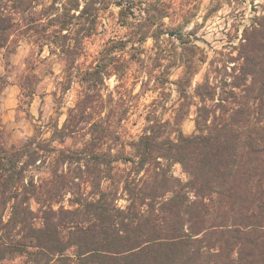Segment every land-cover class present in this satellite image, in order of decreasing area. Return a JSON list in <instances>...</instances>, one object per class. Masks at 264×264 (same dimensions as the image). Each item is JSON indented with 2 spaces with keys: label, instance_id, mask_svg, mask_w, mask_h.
<instances>
[{
  "label": "trees",
  "instance_id": "trees-1",
  "mask_svg": "<svg viewBox=\"0 0 264 264\" xmlns=\"http://www.w3.org/2000/svg\"><path fill=\"white\" fill-rule=\"evenodd\" d=\"M181 4L0 0L1 55L22 40L31 45L23 95L34 94L38 63L63 62L55 115L21 144H5L0 120V262L264 264V15L242 29L235 54L208 61L189 92L206 58L176 35L190 18ZM113 7L127 32L109 38L84 66L86 40ZM148 39V55L143 49L125 57L129 43L137 49ZM132 61L143 68L141 87L174 84L178 101L169 118L152 110L143 132L125 138L130 106L106 82L112 75L122 82ZM175 67L178 77L170 79ZM7 84L0 73V93ZM74 84L73 105L60 111ZM191 112L194 129L184 133ZM37 168L45 174H33Z\"/></svg>",
  "mask_w": 264,
  "mask_h": 264
},
{
  "label": "rangeland",
  "instance_id": "rangeland-1",
  "mask_svg": "<svg viewBox=\"0 0 264 264\" xmlns=\"http://www.w3.org/2000/svg\"><path fill=\"white\" fill-rule=\"evenodd\" d=\"M181 5L188 8L190 18L181 31L177 30L176 35L198 45L201 49L198 55L206 58V62L200 63L199 73L193 78L192 86L189 88L191 92L195 83L202 78L206 68L209 67L210 59L225 58L228 54L236 53L233 47L238 44L242 29L249 25L255 15H264V0H182ZM116 11L115 7L108 11L103 17L104 28L86 40V56L81 58L84 66L95 63L100 50L109 38L120 39L126 34L127 29L116 21ZM175 44L179 51L181 49L179 38L176 39ZM131 45V43L127 45L126 58L143 49L148 55L152 40L148 39L142 45L135 44L134 47L137 49H131ZM30 52L31 45L22 40L15 52L9 54L7 58L0 53V73L6 74L8 78V84L0 93L2 136L7 145L21 144L34 133L36 124L44 123L51 115H55L52 93L57 89L58 81L62 79L63 62L57 57H50L38 63L35 72L39 75V80L35 83L33 96L29 98L22 94L20 83L27 72L26 59ZM43 54L46 55L47 51ZM179 72L178 67L171 69L170 79H176ZM144 75L141 65L132 61L131 69L122 82L118 81L115 75L106 82L115 96H118V92L125 95L130 106L128 118L121 128L125 138H136L143 132L145 116L152 110L164 119L169 118L170 105L178 101L174 84L167 83L166 88L154 90L152 80L148 86L141 87V80L145 79ZM77 89L78 85L74 84L64 94L60 111L64 112L67 107L73 105ZM193 109L194 107L191 108ZM63 118L62 114L60 121ZM181 128L184 133L193 131L192 112L183 120ZM173 170L175 175L184 177L180 165L175 164ZM32 173L39 176L45 174L41 168L32 170ZM120 203L124 202L120 201ZM22 262V257H16L3 260L0 264H22Z\"/></svg>",
  "mask_w": 264,
  "mask_h": 264
}]
</instances>
